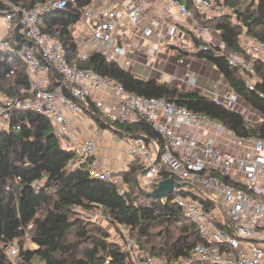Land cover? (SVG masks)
Wrapping results in <instances>:
<instances>
[{"label": "built area", "instance_id": "1", "mask_svg": "<svg viewBox=\"0 0 264 264\" xmlns=\"http://www.w3.org/2000/svg\"><path fill=\"white\" fill-rule=\"evenodd\" d=\"M191 2L207 20L231 17L226 0H104L101 5L94 1L81 10L80 19L72 26L80 49L77 39L82 31L87 33L86 40L96 43L90 53H80L79 61L86 62L97 52L107 63L123 66V60L143 64L147 49L154 52L155 62L145 61L143 65L154 69L167 53L174 52L180 64L188 57L201 59V52L224 55L226 45L221 34L200 24L189 8ZM68 3L49 1L29 9L10 4L13 10L1 13L4 27H0V50L22 61L31 88L29 97L0 95V132L8 129L13 116L20 112L47 117L64 144L77 153L70 162L72 168L86 164L92 177L118 186L121 175L100 164L94 140L72 146L73 118L93 121L91 116L98 111L110 124L145 121L161 136L163 146L154 141L147 146L144 139L132 138L128 155L148 166L141 184L148 187L159 183L164 175L175 179L180 187L172 194L176 195L174 203L196 225L205 243L196 245L189 257L169 262L145 256L136 243L127 241L122 245L129 256L127 264H264V139L239 138L205 115L166 98L138 96L111 77L72 65L64 45L39 25L41 17L65 10ZM16 22L24 42L17 39ZM206 34L213 35L212 41L205 40ZM253 48L254 56L264 60V42L253 41ZM227 61L245 78L249 90H254V69L238 55L227 57ZM196 82L195 74L186 81L192 86ZM211 97L231 110L240 103L237 93L229 88L213 92ZM193 129L204 131L208 137L196 138ZM93 214L104 216L102 209ZM19 253L17 245L11 250V260Z\"/></svg>", "mask_w": 264, "mask_h": 264}, {"label": "trees", "instance_id": "2", "mask_svg": "<svg viewBox=\"0 0 264 264\" xmlns=\"http://www.w3.org/2000/svg\"><path fill=\"white\" fill-rule=\"evenodd\" d=\"M49 1L56 0H0V16L13 10L10 4L29 9ZM65 1L69 2L65 10L45 14L39 25L64 45L72 65L111 77L138 96L166 98L205 115L239 138L264 139V60L253 56L242 44L245 34L253 41L264 42V0H226L231 17L214 20L201 16L192 2L189 7L201 25L221 34L226 45L222 56L210 51L201 52L198 57L212 64L226 87L261 116L259 123H251L236 109L217 104L210 95L146 80L137 70L130 72L118 63H107L100 53H91L86 62H80L81 49L72 26L80 19L81 10L96 0ZM15 27L17 39L24 42L20 24L16 22ZM197 44L201 42L197 40ZM231 55L242 57L254 69V90H249L245 78L230 68L227 57ZM30 88L22 61L0 50V95L29 97ZM93 114L100 129L111 130L122 138H142L147 146L152 141L163 146L161 136L145 121L110 124L98 111ZM76 157L77 153L58 136L51 120L32 111L15 114L9 128L0 132V264H18L10 258L17 245L19 264H127L129 256L123 251L124 243L111 241L106 228L85 218L97 209L111 219L112 226L126 231L123 241L129 237L145 256L175 262L189 257L196 245L205 243L196 225L174 203L176 195L167 199L141 195L137 176L146 166L138 168L140 165H134V161L127 172L120 174L122 182L116 186L92 177L86 164L72 168L70 162ZM168 177L164 175L165 179ZM72 234L74 240H69ZM27 242L31 246L25 247Z\"/></svg>", "mask_w": 264, "mask_h": 264}, {"label": "crops", "instance_id": "3", "mask_svg": "<svg viewBox=\"0 0 264 264\" xmlns=\"http://www.w3.org/2000/svg\"><path fill=\"white\" fill-rule=\"evenodd\" d=\"M104 0H96V4L101 5ZM130 26H128V34H130ZM81 39V38H79ZM85 43V41H84ZM154 41H152V44ZM81 54H88L91 52H84L82 40L80 41ZM95 46V45H94ZM152 49V47L150 48ZM149 49V50H150ZM144 49L145 61L152 62L151 56L154 55L152 50L146 51ZM124 66H127L128 71L133 72L137 70L139 76L146 80H159L161 82L170 83L181 87L189 92H198L202 95L212 96L213 92L218 90H226L223 77L216 68L208 61L198 59L196 57H188L184 64L178 62L176 54H163L155 63L154 69H149L143 64H128L121 61ZM158 70L160 79H155V71ZM191 74L197 76L196 85L192 86L186 83ZM172 77H171V76ZM147 76V77H144ZM170 76V77H168ZM73 144L72 146L81 145L88 140H94L96 143V158L100 161L103 167L115 170L119 174L127 172L133 164L132 158L128 155V149L132 137L122 138L119 134L111 131L100 129L98 125L87 117L73 118ZM196 138L205 140L208 136L202 130L193 129L191 132ZM209 135H215L210 133ZM222 137L219 135V138Z\"/></svg>", "mask_w": 264, "mask_h": 264}, {"label": "rangeland", "instance_id": "4", "mask_svg": "<svg viewBox=\"0 0 264 264\" xmlns=\"http://www.w3.org/2000/svg\"><path fill=\"white\" fill-rule=\"evenodd\" d=\"M229 11L231 13L230 8H229ZM0 27L1 28L4 27V18L3 17H0ZM79 36H81V37H79L81 39L78 38L77 40H79V42L82 40V44L84 46V50H83L84 52H89L90 50L95 49V46H94L96 44L95 41L93 39L92 40H86L88 38L87 33H84L82 31L79 33ZM212 38H213V35H211V34L205 35V40H207V41H212ZM84 41H85V43H84ZM242 44L246 48V50H249L254 56L253 40H251V38L249 36H247V34L242 36ZM151 57H152L151 58L152 62H155V57L153 55ZM124 68L126 70H128L127 66H124ZM160 76L161 75L159 74V71L156 70L155 74H154V77H156L155 79H160ZM170 76H168V77H170ZM144 77H147V76H144ZM236 110L241 112L245 116V118L248 121H250L251 123H259L262 120L261 116L257 112H255L253 109H251V107L249 105H247L246 103H244V101H242V100H240V103L237 105ZM133 163H134V161H133ZM134 165H136V166L140 165V166H138V168H142L143 165L146 166L145 169L139 170V175L137 176V181L141 184L143 181V177L148 170V166L145 164V162H143V160H140L139 162L136 161V163H134ZM85 218L90 220V221L94 220L93 222L100 224V226H103V228H106L110 233V236H111L110 240L113 242L125 243L127 241H132L129 237H128L127 241H123L122 235L123 234L127 235L126 231L123 230L122 228H117L115 226H112L111 225V222H112L111 219H109L105 214L103 217H98L96 214H93V212H92L90 215H88V216L86 215ZM177 234H178V232H175V235H177ZM69 240H74L73 234L70 236ZM29 241H30V239H29ZM132 242H134V241H132ZM158 242L159 241H156V244H158ZM27 245H28V247L31 246L30 242L25 243V247H27ZM143 254L146 255L145 252H143ZM12 261L19 264L18 258H13Z\"/></svg>", "mask_w": 264, "mask_h": 264}, {"label": "water", "instance_id": "5", "mask_svg": "<svg viewBox=\"0 0 264 264\" xmlns=\"http://www.w3.org/2000/svg\"><path fill=\"white\" fill-rule=\"evenodd\" d=\"M137 185L142 196L153 199H167L180 187V184L173 178H168L143 187L138 181Z\"/></svg>", "mask_w": 264, "mask_h": 264}]
</instances>
